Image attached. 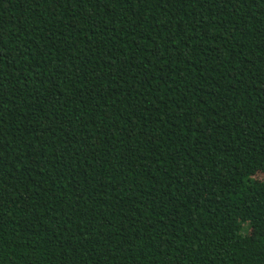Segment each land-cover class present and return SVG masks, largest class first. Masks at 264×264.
Masks as SVG:
<instances>
[{
    "label": "trees",
    "instance_id": "1",
    "mask_svg": "<svg viewBox=\"0 0 264 264\" xmlns=\"http://www.w3.org/2000/svg\"><path fill=\"white\" fill-rule=\"evenodd\" d=\"M0 264H264V0H0Z\"/></svg>",
    "mask_w": 264,
    "mask_h": 264
}]
</instances>
